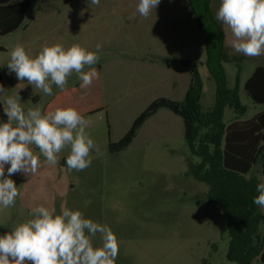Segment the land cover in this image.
Instances as JSON below:
<instances>
[{"label": "rangeland", "instance_id": "obj_1", "mask_svg": "<svg viewBox=\"0 0 264 264\" xmlns=\"http://www.w3.org/2000/svg\"><path fill=\"white\" fill-rule=\"evenodd\" d=\"M30 1L22 26L0 36L5 94L19 90L26 109L39 106L43 111L61 91L53 85V95H44L9 72L8 54L17 43L31 55L45 44L80 43L91 51L101 44L95 65L101 76L87 91L100 93L106 108L85 117L86 130L101 154L91 155L87 169L69 172L65 149L54 167L41 156L35 174H13L10 178L20 195L14 207L0 208V235L30 219L32 207L44 204L59 214L64 205L111 228L120 241L115 264H239L228 257L231 236L223 210L212 198L210 186L199 179L205 172L202 153L212 150L210 137L218 130L209 120L218 109V94L207 66L205 36L189 1L161 0L148 18L137 13L138 0H100L98 6L90 0ZM190 65L201 81L199 108L206 121L188 135L182 118L170 110L159 109L142 119L161 99L183 102L176 98L182 75L191 77ZM257 66H264V57L225 48V86L236 95L240 110L223 106L220 123L224 127L264 109L244 90ZM166 75L175 81L170 97L158 83ZM80 83L73 74L65 89ZM33 150L38 154V149ZM261 158L246 181L258 184L264 179ZM9 166L5 165V176ZM259 212L258 235L264 242V211L259 208ZM251 264H260L259 256Z\"/></svg>", "mask_w": 264, "mask_h": 264}, {"label": "clouds", "instance_id": "obj_2", "mask_svg": "<svg viewBox=\"0 0 264 264\" xmlns=\"http://www.w3.org/2000/svg\"><path fill=\"white\" fill-rule=\"evenodd\" d=\"M160 2L138 0L136 11L148 18ZM90 4L98 6L100 0H90ZM216 19L230 29L231 46L236 53L248 57L264 55V0H220ZM101 48L99 43L96 51L80 43L67 47L53 43L31 55L23 44L17 43L6 64L19 81L26 80L51 96L53 85L65 90L73 74L82 89L99 79L95 65ZM5 93L0 84V104L7 118L0 122V208L7 209L15 206L20 195L10 177L17 172L35 174L41 166V156L54 167L59 163V154L67 149L68 171L79 172L91 166L93 153L101 152L86 130L89 121L76 108L57 107L46 112L39 106L26 109L19 90L12 95ZM5 165H10L7 176ZM256 191L253 203L264 211V179L256 185ZM30 217L0 235V264H115L120 241L109 226L64 205L57 214L54 207L39 204L31 208Z\"/></svg>", "mask_w": 264, "mask_h": 264}, {"label": "trees", "instance_id": "obj_3", "mask_svg": "<svg viewBox=\"0 0 264 264\" xmlns=\"http://www.w3.org/2000/svg\"><path fill=\"white\" fill-rule=\"evenodd\" d=\"M188 1L205 36L207 66L217 84L218 94V109L209 119L218 130L210 137L212 150L202 153L205 172L199 179L210 186L212 198L219 202L223 210L224 225L231 236L229 259L239 264H251L259 256L260 264H264V242L260 241L258 235L262 215L259 212L260 207L253 203V198L258 195L257 184L245 179L261 155L264 177V111L248 120H235L225 127L221 125V111L225 104L240 110L236 95L225 86L222 67L225 32L213 13L212 0ZM30 7V0H0V36L16 32L24 23ZM190 66L191 84L184 101L177 103L161 99L157 107L142 115V119L150 118L159 109L170 110L182 118L188 135L196 131V124L206 121L199 108L201 81L193 65ZM96 69L100 79V71ZM0 84L4 86L1 69ZM80 89L82 88L70 87L56 93L43 111L73 107L86 117L106 108L100 93L76 98ZM244 90L254 103L264 105V66L256 67L245 82ZM6 119L0 104V122H5Z\"/></svg>", "mask_w": 264, "mask_h": 264}, {"label": "crops", "instance_id": "obj_4", "mask_svg": "<svg viewBox=\"0 0 264 264\" xmlns=\"http://www.w3.org/2000/svg\"><path fill=\"white\" fill-rule=\"evenodd\" d=\"M214 4L216 6V10L218 11V8H219V4L218 1L216 0H212L211 2V8L213 10V13L215 14L216 16V13L217 11L214 9ZM220 22V21H219ZM222 24V22H220ZM223 29H224V32H225V48L230 52V53H234V49L232 48L231 46V40H232V33L230 31V29H228L225 25H223ZM233 57V56H231ZM257 57H264V55H261V56H257ZM256 69V68H255ZM254 69V70H255ZM100 71V70H99ZM254 72V71H253ZM252 72V73H253ZM252 75V74H251ZM100 76H101V72H100ZM172 81H174V79L172 77H170L169 75H166V77L161 80L160 82H158L162 87L165 88V91H166V97H170L171 95V91L169 90V88L172 87ZM247 81V80H246ZM94 83V82H93ZM174 84H175V81H174ZM190 84H191V77L188 76L187 73L183 74L182 75V80L180 81V86H179V89H178V94H177V98L176 100H178L179 102L181 101H184L185 99V96L188 92V89L190 87ZM245 84V83H244ZM176 85H177V82H176ZM175 85V86H176ZM87 89L89 88H84V89H80L76 95V98H79L81 96H85V95H89L91 94L90 91H87ZM81 90H84V91H81ZM3 106V105H2ZM264 106V105H263ZM264 111V109L262 110ZM261 111V112H262ZM257 115V114H256ZM254 117V116H253Z\"/></svg>", "mask_w": 264, "mask_h": 264}]
</instances>
